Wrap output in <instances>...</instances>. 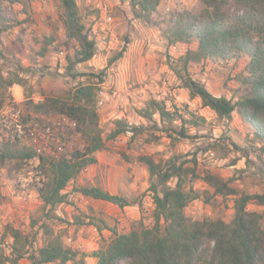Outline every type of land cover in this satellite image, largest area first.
Segmentation results:
<instances>
[{
    "label": "rangeland",
    "instance_id": "obj_1",
    "mask_svg": "<svg viewBox=\"0 0 264 264\" xmlns=\"http://www.w3.org/2000/svg\"><path fill=\"white\" fill-rule=\"evenodd\" d=\"M75 1L77 23L95 40L96 49L90 61L68 71V58L78 45L67 37L66 15L59 0H0L4 18L0 21V82L15 76L23 79L19 104L24 109L28 97L37 103L38 98L65 97L79 85H96L98 127L104 141V148L94 153L96 163L67 185L66 202L52 209L44 205L37 191L48 178L37 169V160H12L0 169V264H12L17 256L12 250V230L20 233L15 247L22 252L57 239L77 252L66 264H95L91 254L105 248L115 234L152 228L151 179L146 167L136 161L140 155L151 156L156 162L173 155L196 158V177L188 178L184 186L192 198L184 213L194 221L228 223L234 215L236 196L213 194L201 179L206 173L230 180L229 186L238 193L264 194V144L254 139L251 128L237 113L231 119H219L203 108L199 99H190L172 69L180 67L179 58L195 50L197 43L168 44L171 16L177 11H198L200 0H163L151 14V24L132 18L130 0ZM49 39L53 41L48 43ZM122 50V57L110 63ZM247 63L243 55L228 61L207 58L190 64L188 72L213 95L236 101L248 91L242 83ZM100 74L105 77L102 83L93 77ZM12 95L15 90L0 85V100H15ZM151 100L162 102L169 111L178 110L186 119L188 112L204 118L196 127L185 125L195 138L172 142L164 133L154 131L138 113ZM117 121L143 129L133 137L127 132L109 139ZM174 124L179 127L181 123L177 120ZM5 144L13 152L31 151L22 143L5 141H0V151ZM84 145L80 133L72 134L66 140V154ZM39 172L44 182L37 184L34 176ZM20 176L27 180L26 187L20 186ZM168 185L173 187L175 180ZM82 186L123 197L129 206L120 208L74 191ZM247 210L263 216L260 225L264 229V205L250 203ZM16 264L31 263L22 258Z\"/></svg>",
    "mask_w": 264,
    "mask_h": 264
},
{
    "label": "trees",
    "instance_id": "obj_2",
    "mask_svg": "<svg viewBox=\"0 0 264 264\" xmlns=\"http://www.w3.org/2000/svg\"><path fill=\"white\" fill-rule=\"evenodd\" d=\"M162 1L130 0L132 18L151 24V14ZM59 2L65 15L70 13L78 22L76 1ZM200 2L201 7L196 12L183 10L171 16L172 26L166 32L168 44L197 43L195 50H188L179 58L180 67L172 68L174 74L187 90L190 99H199L201 106L210 109L219 119H231L232 114L237 113L251 128L254 139L264 144V0ZM1 13L0 9V21H4ZM67 37L78 45L73 56L68 58L69 71L75 65L93 58L96 42L82 25L73 32L67 31ZM52 41L49 39L48 43ZM124 51L118 53L110 63L121 58ZM242 55L248 58L247 73L242 79L248 91L236 101L213 95L188 72L190 64L207 58L228 61ZM93 77L99 79L98 83H102L105 78L104 74ZM0 85L4 89L13 85L23 87V79L19 76L2 79ZM96 90V85L85 84L69 90L65 97H45L40 103H34L28 97L23 102L27 112L67 115L75 122L76 132L85 140L83 149H74L57 158L39 155L32 150L13 152L9 150L8 144L0 151V169L12 160L38 161L37 169L42 170L48 178L37 191L44 205L50 209L66 202L67 193L64 190L67 185L82 170L95 164L94 153L104 148L98 127ZM138 113L151 123L154 131L164 133L172 142L195 138L188 134L185 125L196 127L199 121H204V118L192 112H188L189 119H186L178 110L169 111L162 102L156 100H151L149 106ZM154 115H157V120L153 118ZM177 120L181 123L179 127L174 124ZM142 129V126L130 127L117 121L109 139L127 132L132 133L133 137L141 133ZM136 161L146 167L151 179L155 224L152 228L139 227L127 234H115L105 248L91 254L96 259L95 264H264V229L260 225L263 216L247 210L250 203L264 205V194L238 193L229 186L230 180L206 173L201 179L213 189V194L236 196L234 215L228 223L221 220L194 221L184 213L187 203L192 199L184 186L188 178L196 177V158L173 155L164 162H156L151 156L140 155ZM171 180H175L173 187L168 185ZM74 191L120 208L129 206L123 197L98 187L82 186ZM11 237L14 241L12 250L17 253L12 264L22 258H27L31 264H66L77 256L76 251L64 247L57 239L22 252L15 247L20 233L12 230Z\"/></svg>",
    "mask_w": 264,
    "mask_h": 264
},
{
    "label": "built area",
    "instance_id": "obj_3",
    "mask_svg": "<svg viewBox=\"0 0 264 264\" xmlns=\"http://www.w3.org/2000/svg\"><path fill=\"white\" fill-rule=\"evenodd\" d=\"M37 103L43 100L38 98ZM72 134H78L75 122L63 113L44 115L27 112L14 100L0 101V141L19 142L39 155L60 157L66 154V140ZM37 184L44 182L39 172L34 176ZM21 187L27 186V180L19 177Z\"/></svg>",
    "mask_w": 264,
    "mask_h": 264
},
{
    "label": "water",
    "instance_id": "obj_4",
    "mask_svg": "<svg viewBox=\"0 0 264 264\" xmlns=\"http://www.w3.org/2000/svg\"><path fill=\"white\" fill-rule=\"evenodd\" d=\"M66 23L68 32H73L79 26L70 13L66 14Z\"/></svg>",
    "mask_w": 264,
    "mask_h": 264
},
{
    "label": "crops",
    "instance_id": "obj_5",
    "mask_svg": "<svg viewBox=\"0 0 264 264\" xmlns=\"http://www.w3.org/2000/svg\"><path fill=\"white\" fill-rule=\"evenodd\" d=\"M10 92L15 90V95H12L14 97V101L17 103L22 102V87L19 85H13L12 87L8 88Z\"/></svg>",
    "mask_w": 264,
    "mask_h": 264
}]
</instances>
